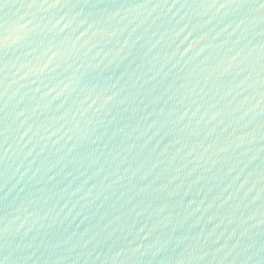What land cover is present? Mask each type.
I'll return each mask as SVG.
<instances>
[{"label":"water","instance_id":"1","mask_svg":"<svg viewBox=\"0 0 264 264\" xmlns=\"http://www.w3.org/2000/svg\"><path fill=\"white\" fill-rule=\"evenodd\" d=\"M0 264H264V0H0Z\"/></svg>","mask_w":264,"mask_h":264}]
</instances>
